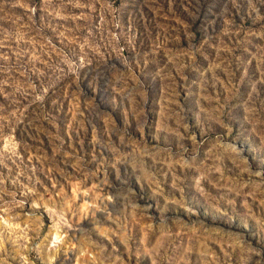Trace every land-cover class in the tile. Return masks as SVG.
<instances>
[{"label":"rangeland","instance_id":"rangeland-1","mask_svg":"<svg viewBox=\"0 0 264 264\" xmlns=\"http://www.w3.org/2000/svg\"><path fill=\"white\" fill-rule=\"evenodd\" d=\"M0 264H264V0H0Z\"/></svg>","mask_w":264,"mask_h":264}]
</instances>
